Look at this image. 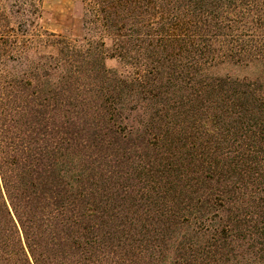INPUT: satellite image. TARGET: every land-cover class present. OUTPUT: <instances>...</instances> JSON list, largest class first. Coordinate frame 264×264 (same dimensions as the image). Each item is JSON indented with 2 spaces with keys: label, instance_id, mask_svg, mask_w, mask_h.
I'll use <instances>...</instances> for the list:
<instances>
[{
  "label": "trees",
  "instance_id": "trees-1",
  "mask_svg": "<svg viewBox=\"0 0 264 264\" xmlns=\"http://www.w3.org/2000/svg\"><path fill=\"white\" fill-rule=\"evenodd\" d=\"M83 5L0 0V264H264V0Z\"/></svg>",
  "mask_w": 264,
  "mask_h": 264
},
{
  "label": "rangeland",
  "instance_id": "rangeland-1",
  "mask_svg": "<svg viewBox=\"0 0 264 264\" xmlns=\"http://www.w3.org/2000/svg\"><path fill=\"white\" fill-rule=\"evenodd\" d=\"M84 0H2L14 26L28 25L30 30H45L71 39L80 38L84 29ZM18 5L19 9L17 8ZM20 8L22 10L20 11ZM32 31L31 33H33ZM107 45L109 41H106ZM107 67L118 68L113 58L105 61ZM216 74H229L236 78L260 77L264 94V74L260 66L251 64L225 63L213 69Z\"/></svg>",
  "mask_w": 264,
  "mask_h": 264
}]
</instances>
